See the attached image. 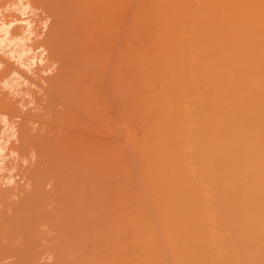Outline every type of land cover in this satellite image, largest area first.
I'll list each match as a JSON object with an SVG mask.
<instances>
[{
    "label": "bare ground",
    "instance_id": "6f19581e",
    "mask_svg": "<svg viewBox=\"0 0 264 264\" xmlns=\"http://www.w3.org/2000/svg\"><path fill=\"white\" fill-rule=\"evenodd\" d=\"M77 1L0 0V264H264V0Z\"/></svg>",
    "mask_w": 264,
    "mask_h": 264
},
{
    "label": "rangeland",
    "instance_id": "374dc122",
    "mask_svg": "<svg viewBox=\"0 0 264 264\" xmlns=\"http://www.w3.org/2000/svg\"><path fill=\"white\" fill-rule=\"evenodd\" d=\"M68 1H69V0H68ZM74 1L77 2V4H79V5L83 2L82 0H79V2L82 1V2H80V3H78L77 0H74ZM85 1H87V0H85ZM93 1H96V0H93ZM118 1L120 2V4H119L120 6H119V10H118L120 13H117V15H118V14H119V15H118V17H117V15H115V16L117 17V19H115L116 17H115L114 19H115L116 21H117V20H118V21H132V20H133V17H132V16H134V14H135L134 12H136V8H137L139 5H141L140 3H141V1H143V0H132V2H131V0H130V4H128L129 2H127V1H129V0H123L122 5H121V1H120V0H118ZM125 1H126V4L129 5V6H126V7H125V5H126V4L124 5V2H125ZM71 2H72V1H71ZM87 2H88V1H87ZM89 2L91 3V0H89ZM89 2H88V3H89ZM83 3H85V2H83ZM67 4H69V3H67ZM71 4H72V5H71V8H73V3H71ZM93 4H94V5H93L94 7H95L96 5H98L96 2H95V3L93 2ZM142 4H143V2H142ZM74 5H75V7H74L73 9L76 8V10H78V11L76 12V10H73V9H71V11L76 12L75 14L73 13V16L76 15V17H77V14L81 13L83 7H84L83 10L85 9V7H87V6H89V5H91V7H92V4H89V5H88V4H86V3L84 4L85 6H84V5H83V6H81V5L79 6V5H77V6H76V4H74ZM98 6H99V5H98ZM98 6H96V8H98ZM133 6H134V7H133ZM136 6H137V7H136ZM77 7H79V8H77ZM81 7H82V8H81ZM94 7H93V8H94ZM120 7H121V8H120ZM93 8H92V10L95 11V12H97L98 9H95V10H94ZM79 9H80L81 11H80ZM86 9H87V8H86ZM120 9H121V10H120ZM92 10H91V11H92ZM85 11H87V10H85ZM88 11H89V10H88ZM121 11H122V12H121ZM95 12H94V13H95ZM97 13H98V12H97ZM90 14H91V13H90ZM90 14L87 13L88 18H87V16H85V18H87V21H92V20L94 19V16L97 15V14H94V15H92V17H91V16L89 17ZM92 14H93V13H92ZM120 14H121V15H120ZM119 16H120V17H119ZM126 16H128V17L125 18ZM76 17H74V18H76ZM97 17H98V16H97ZM108 19H109V21H111V19H113V17H112V18H108ZM108 19H107V20H108ZM114 19H113V20H114ZM122 19H123V20H122ZM27 43H28V44H29V43H32V40H28ZM41 48H42V47H41ZM42 49H43V48H42ZM96 52L99 53V57H100L101 59L103 58L105 61H107L109 58H111V59L113 60V59H115L116 56H117V53H114V54L112 53V54H111V51H101V52H99V51H95V52H90V51H88V52H86V51L84 50L81 54H78L77 61H81V60H84V59H93V57H94V55L96 54ZM102 56H103V57H102ZM119 56H120V60H121V59H125V58L128 57V56H126V55H120V54H119V55H118V59H119ZM68 57H69V53H66V54H64L61 58H62L63 60H66V59H68ZM54 66H56V65H54ZM82 69H83V68H82ZM52 72H53V70L46 71V72H42L41 75L45 77V75L52 74ZM42 82H43V80H42ZM31 85H32V84H31ZM34 86H35V85L29 86V87H30V88L33 87V88H31V89H35V90H37V89H38L37 85H36L35 87H34ZM26 96L29 97L28 95H26ZM26 96L24 95V99L27 98ZM53 97H54L57 101H60V99L57 98L55 95H54ZM27 99H28V98H27ZM31 106H32V104L29 103V104H27L26 107L24 106L23 108L26 109V108L31 107ZM23 108H22V109H23ZM23 110H24V109H23ZM5 114H6V116H9V117L14 118V114H12V113H8V112H7V113H5ZM15 116H16V115H15ZM16 118L18 119L19 117L16 116L14 119H16ZM121 127H122V128H121ZM123 127H126L125 124H124L123 122H120V127H118L119 130L117 129V127H115V128L117 129V130L115 129V130H116V133H118V137H117V138H119L117 141H119L120 144H121V142L125 141L126 139H127V141H128V138H127L128 136L125 137V134H124V133H126V131H125L126 128H123ZM107 128H109V125L107 126ZM107 128L105 129V131L107 130ZM106 133H108V132L106 131ZM119 133H120V134H119ZM108 135H109V133L107 134V136L104 135V137L106 136L107 138H111V139H112V138H115V137H113V136H112V137H108ZM110 135H111V134H110ZM110 135H109V136H110ZM123 135H124L125 138L123 137ZM126 135H128V134L126 133ZM119 136H120V137H119ZM121 137H123V138H122L123 141H122ZM107 138H104V139H105L104 142H108V141H110V139H109V140H106ZM112 140H113V139H112ZM63 141H64V143H65V140H63ZM127 141H125V142H127ZM64 143H63V145H64ZM123 143H124V142H123ZM65 145H66V143H65ZM61 146H62V145H61ZM61 146H60V147H61ZM60 147H59V148H60ZM56 149H57V147H56ZM65 149H66V151H67V148H66V147H65ZM58 150H59V149H57L56 151H58ZM63 151H65V150H63ZM55 153H56V152H55ZM58 154H59V153H58ZM61 154H62V153H61ZM54 155H57V154H54ZM10 158H11V157H10ZM53 158H55V157H53ZM56 159H57V158H55V161H54V162H53V160H52V163H51V165H50V166H52V167H50V168H52V171H53V168H54V170H57L58 168H59V169L61 168V166H59V164H58V162L56 161ZM59 163H60V165H61V161H60ZM53 164H56L58 168L56 167V165H55V167H54ZM24 165H26V162H24ZM63 165H64V164L62 163V169H63ZM56 168H57V169H56ZM59 169H58V170H59ZM14 170L16 171V169H13V171L11 172L12 174H16V172H15ZM60 171H61V169H60ZM60 171H59V172H60ZM60 173H62V171H61ZM60 173H54V176H57V175L60 174ZM18 176H20V175H18ZM18 179H21V177H20V178H18L17 176L14 177V180L17 181ZM53 179H54V178H52V180H53ZM21 180H22V179H21ZM54 180H55V179H54ZM18 181L21 183L23 180H22V181L18 180ZM47 186L50 187V184L48 183V184L46 185V187H47Z\"/></svg>",
    "mask_w": 264,
    "mask_h": 264
}]
</instances>
